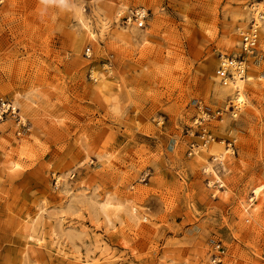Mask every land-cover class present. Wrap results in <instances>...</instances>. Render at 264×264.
<instances>
[{
  "label": "rangeland",
  "instance_id": "374dc122",
  "mask_svg": "<svg viewBox=\"0 0 264 264\" xmlns=\"http://www.w3.org/2000/svg\"><path fill=\"white\" fill-rule=\"evenodd\" d=\"M136 8L147 12L143 33L122 20ZM259 13H264V0H191V4L188 0H116L105 13L110 30L102 29L105 35L96 41L86 33L79 39L73 49L76 56L82 57L87 45L92 46V56L81 59L69 72L75 61L66 48L65 34L72 12L59 0H3L0 98L21 109L25 126L17 124L16 132L23 135V129L31 135L42 129L32 119L36 108L29 101L39 106L37 90L47 89L46 111L54 112L64 124L43 131H54L65 144L60 155L52 153L42 177L32 173L38 160L11 174L12 153L0 152V264H96L92 258L97 252L102 264H213L218 251H225L223 264H264V216L249 215L242 207L255 204L256 199L264 203V192L259 198L253 194L264 182V19L259 23L257 52L249 58L243 79L245 107L233 112L238 107L234 92L216 98L212 88L210 98L205 88L220 83L216 71L221 57L239 52L242 33ZM129 32L140 37L138 44L105 38ZM112 64L116 67L107 99L118 106V112H112L104 98L93 97L96 89L90 91L84 71L98 74L103 87L102 73L110 71ZM227 88L225 82L221 91ZM218 104L224 105L219 111ZM206 109L221 121L218 133L205 127ZM228 112H233L231 118ZM13 121L1 120L0 129L11 127ZM78 132L84 136L73 139ZM104 133L101 148L96 149L104 154L103 163L115 156L121 167L130 170L121 173L114 167L108 176L109 182L118 181L114 187L123 209L107 195L101 203L103 186L91 198L84 199L88 193H80L68 202L69 192L88 186L87 178L104 176L88 159L82 162V170L75 166L83 148L81 139L92 144ZM150 140L162 154L172 147L175 166L156 167L159 161ZM189 149L191 155L185 159ZM209 157H214L211 163ZM221 173L228 198L222 197L218 204L200 198L205 181L211 191ZM132 181H137L135 186ZM145 181L156 185L152 193L157 199L149 198Z\"/></svg>",
  "mask_w": 264,
  "mask_h": 264
},
{
  "label": "snow or ice",
  "instance_id": "6c2138e0",
  "mask_svg": "<svg viewBox=\"0 0 264 264\" xmlns=\"http://www.w3.org/2000/svg\"><path fill=\"white\" fill-rule=\"evenodd\" d=\"M45 3L48 2V0H44ZM0 3H3V0H0ZM188 3L191 4V0H188ZM59 4L61 7L69 9L70 12H72V16L68 17L70 20L69 28L70 30L66 32L65 34V45L66 48L69 50L70 58L72 61H75V64L72 65L69 68V72H71L72 68L79 66L81 59L88 60L92 56V46L87 45L85 47L84 55L82 57H77L75 54V51L73 49L77 48L79 46V39L81 37L85 36V33L87 34V38L96 41L98 37L105 35V32L103 30H110L109 29V22L108 17L105 15V13L109 12V7L116 5V0H83V3H81V0H59ZM121 9L123 8L122 5L119 6ZM99 17V20L96 19V17ZM114 27V25L112 26ZM145 28V25H141L139 28V32L143 33ZM103 29V30H102ZM208 36H212L213 33L209 31L207 33ZM106 39H111L114 41H130L134 43L140 42L139 36H133L131 32H129L126 36H119L116 34H111L110 36H106ZM219 39V37H217ZM103 46V45H102ZM115 59V56L113 57ZM105 63H107L105 61ZM116 65L112 64L110 66V71H104L102 74L106 78L103 81V87L101 86L100 78L98 74L91 73L90 70L84 69L85 72L88 74L89 83H90V91L92 89H96V91H92L93 97H102L105 99V103L109 105V108L112 112H118V106L111 104V102L107 99L109 97V92L107 91V86L110 82H112L113 78V70L115 69ZM215 75V73H213ZM230 78V74H229ZM237 78H239V74H237ZM262 79H264V76H262ZM236 81L233 80V84H235ZM225 79L222 78L220 80V83L218 85L212 84L208 85L205 84V88L208 90V94L210 98L213 96V93L211 91L212 88L216 89L215 96L216 98H219L220 96L226 95V92L221 91L224 88ZM28 96L32 95V91L27 90ZM39 98L41 100V104L39 106L33 105L32 101H29L30 105L32 107L36 108V111L32 114L33 121H36L40 123L41 131L34 132L33 134L29 135L27 131H23V135H20L16 132V125L21 123L19 119L20 111L21 109L18 107L16 109L17 112V118L12 122L11 127H3V129H0V152H8L12 153L11 156V164L9 166V172L11 174H19L20 171H22V166L29 164L30 162L39 161L38 163H35V167L32 168V173L38 175L39 177L43 176V172L48 166V162L51 159L52 153L55 152L57 155H60V150L63 149L65 141L61 139H57L55 136V132H48L45 133L43 131L44 128L48 129H54V127L62 128L64 121L60 119H56V114L54 112L46 111L50 106L49 103H44L43 101L47 100L48 97L44 96V92L48 91L47 89L37 90ZM56 97L52 96L51 100H55ZM233 99L236 100V103L238 107L233 110V112H237L242 110L245 107L246 100L245 96L241 93H237L235 96H233ZM224 105H217V111H219L220 108H223ZM101 112L104 111V107H100ZM31 111V109H29ZM7 113L11 114V109L6 110ZM206 119L208 122L205 124V127L209 128L210 132L218 133L220 129L221 121L217 120L216 116L209 110L206 109ZM233 112L226 113L227 116L230 118L233 116ZM4 120H7V115L3 118ZM82 119V123L86 124L87 120L84 118ZM92 119H95L93 117ZM151 119V118H149ZM195 119V117L193 118ZM143 123V121H140ZM166 122V121H165ZM200 123H204L203 120L200 121ZM224 124L227 122L224 121ZM162 131V129H161ZM89 135H91V130H88ZM104 135H107V133H104L99 140H95L92 144H85L84 140L81 139V144H83V148L80 150V154L76 158V167L81 168L82 170V162L85 159L90 160L92 163L97 165L96 170L97 171H104L105 174L102 177L93 176L88 179V186L86 187H80L73 189L71 192L68 193V202L70 203L72 199L79 196L80 193H88L87 197H83L84 199L91 198L92 193L95 192L97 189L100 188V186H103L106 189V193L102 195L101 197V203L105 202L104 195H107L108 197H111V203L117 204L121 209L125 207V204L123 201L119 198L118 194L116 193L114 185H118V181L109 182L108 176L111 172V170L115 167L120 170L121 173H129L130 170L121 167L118 161H116L115 156L108 157V163H103V153L96 152V149L101 148V143L103 141ZM157 136H160V132L156 133ZM84 136L83 132H78L73 139L81 138ZM163 137H161L162 139ZM150 144H152V151L155 153V159L159 161V163L156 164L157 168L165 169V166H175L176 161L171 158L172 154V147L169 145L166 147L165 152L162 154L160 149L156 148V144L154 140L149 141ZM88 149V155L85 156L84 150ZM47 155H44V154ZM191 155V150L189 149V152L185 154V159H188V157ZM44 157L43 159H39L40 157ZM214 157H209L208 162L211 163V160ZM133 161H135L136 157L132 156ZM239 160L240 158L237 157ZM243 163V161H240ZM127 164V161L125 162ZM132 169H135V164L132 165ZM208 171H212V169H207ZM67 171V169L65 170ZM148 171H151V168L148 169ZM227 169H225V172ZM57 175H62V173L57 172ZM141 176L144 175V172L140 173ZM224 173H221L220 176L216 177L215 183L216 187L213 188L211 191H207V184L208 182L205 181V191L204 192H198V195L200 198L205 200H211L215 203H220L221 198L227 199L229 196L228 192V185L226 181L223 179ZM55 181H53V185L55 186ZM137 181H132V186H135ZM156 188L155 184L149 185L147 181L144 182V190L147 192L149 198L157 199L153 193L152 189ZM65 189L61 188L60 192L63 194ZM122 192L123 189H120ZM255 192L257 194L264 192V182H262L261 187L255 188ZM69 206L68 203H65L64 207L67 208ZM143 207V205H140ZM243 210L245 212H248L249 215H251L253 212H258L262 216H264V203H261L259 199H256V203L252 205H243ZM77 212L82 211L81 208L75 209ZM85 217H87L88 213H84ZM117 228L120 227L119 224L116 225ZM139 247V245H136ZM124 249L129 248V243H124ZM122 251V249L120 250ZM185 255H188V252H185ZM93 260L96 261V264H102L101 260V253L97 252L94 254ZM90 264L92 262L90 261ZM181 264H183V261H181Z\"/></svg>",
  "mask_w": 264,
  "mask_h": 264
},
{
  "label": "built area",
  "instance_id": "2783aa9c",
  "mask_svg": "<svg viewBox=\"0 0 264 264\" xmlns=\"http://www.w3.org/2000/svg\"><path fill=\"white\" fill-rule=\"evenodd\" d=\"M147 19V12L142 8L131 9L124 17H122L123 23L126 26L135 25L140 28L141 25H145ZM264 19V13H259L256 18L251 22V27L248 31L242 33L240 49L234 55L222 56L220 64L217 68L216 75L221 80L222 78L226 81H233L239 74L240 79L246 77L248 71L249 58L257 52L258 49V35H259V23ZM230 74V78H229ZM11 109L9 115L6 110ZM17 107L14 106L12 101L8 99L0 98V121L7 115V118H17ZM21 123L23 120L19 115ZM219 254L215 255L213 264H223L222 258L225 251H218Z\"/></svg>",
  "mask_w": 264,
  "mask_h": 264
},
{
  "label": "bare ground",
  "instance_id": "6f19581e",
  "mask_svg": "<svg viewBox=\"0 0 264 264\" xmlns=\"http://www.w3.org/2000/svg\"><path fill=\"white\" fill-rule=\"evenodd\" d=\"M258 13V12H257ZM256 18V17H255ZM261 26H262V29H264V22L261 23ZM260 33V32H259ZM263 35V34H262ZM235 81L236 83L233 84V81H226V86L228 87L226 89V93H230V92H234L235 94L237 93H241L244 95V90H243V86H244V80L243 79H240V78H235ZM245 96V95H244ZM15 106V105H14ZM217 177V176H216ZM258 187H261L258 186ZM258 187H255V188H258ZM255 190V189H254ZM254 196H257L259 198V196L262 194V193H259L257 194L255 191L253 192Z\"/></svg>",
  "mask_w": 264,
  "mask_h": 264
}]
</instances>
